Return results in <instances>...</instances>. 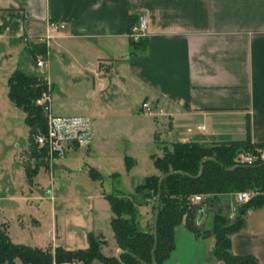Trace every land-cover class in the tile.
<instances>
[{
    "label": "crops",
    "instance_id": "crops-1",
    "mask_svg": "<svg viewBox=\"0 0 264 264\" xmlns=\"http://www.w3.org/2000/svg\"><path fill=\"white\" fill-rule=\"evenodd\" d=\"M140 15L147 18L141 37L146 45L132 52L127 34ZM50 21L65 27L46 42ZM16 43L27 54L28 45L44 43L42 55L47 56L54 46L63 59L68 58L69 65L62 67L71 78L65 85L50 81L51 111L58 116L88 117L98 138L104 124H115L119 135L143 139L150 147L154 144L157 156L162 154L158 144L211 146L241 141L247 127L252 144L264 143V0H0V57L12 56L11 45ZM98 62L107 70L101 81L89 71ZM10 68L0 72V79L6 76L0 98V118L6 125L14 124L13 116L10 121L7 118L18 109L7 95V79L16 70ZM72 90L79 101L68 108L65 101ZM142 103L149 109L142 108ZM74 109L85 115H68ZM27 148L28 144L17 160L11 156L15 173L26 175L25 166H37L34 174L43 166L49 171L46 161L37 165L31 154L25 157ZM93 164L78 160L76 167L88 175L92 168L103 177L98 171L102 166ZM56 167L74 171L62 162H54L51 170ZM89 177L88 183H72L71 191L55 185L33 192L29 180L26 193L1 191L0 203L9 202V206L8 213H0V226L10 241L75 251L87 248V235L92 233L106 241L100 248L103 255L116 256L120 250L110 226L113 213L105 198L113 193L105 191L102 178ZM115 177L114 194L127 195L147 176H132L127 190ZM236 193L208 196L195 209L198 227L211 228L217 207L236 211L240 205ZM213 246L212 236L197 238L179 224L174 228V250L164 264H224L212 257ZM231 247L234 254L252 255L264 264V206L247 211L243 227L231 236ZM14 264L22 262L15 259ZM89 264L102 263L92 259Z\"/></svg>",
    "mask_w": 264,
    "mask_h": 264
},
{
    "label": "trees",
    "instance_id": "trees-1",
    "mask_svg": "<svg viewBox=\"0 0 264 264\" xmlns=\"http://www.w3.org/2000/svg\"><path fill=\"white\" fill-rule=\"evenodd\" d=\"M132 52L143 50L146 41L139 38L129 42ZM28 55L33 60L36 55L46 51L44 43L27 46ZM42 77L28 75L16 69L7 79L8 98L24 114L28 127L29 148L37 165L44 163V154L40 153L33 142V135L45 129V118L41 109L35 104L42 88ZM244 140L207 146L196 142H175L162 149L161 156L153 154L152 162L159 175H150L136 185L130 194H107L113 216L110 226L118 249L120 260L116 256H105L101 246L105 244L102 236L88 233V246L83 250L69 251L61 247L54 249L32 248L13 244L0 226V264H14L19 259L22 264H62L76 262L89 264L98 259L102 264H152L151 250L154 245V215L158 201L156 218L155 264H164L174 250V228L184 224L195 237L212 236L214 246L212 257L224 264H260L252 255H236L232 252L231 236L240 230L245 222L248 210L264 206V162L254 164H237L235 159L241 152L254 153L264 149V143L252 144L249 129ZM157 143V140L154 139ZM202 163V171L200 164ZM36 165V164H35ZM25 166L29 181L37 169ZM234 168L233 170H228ZM89 175L102 178L90 168ZM164 176L160 189L159 179ZM143 191L147 206L151 203L152 219L142 226L134 196ZM248 191L250 199L236 206L234 221H228L220 208L213 212L210 229H200L194 218L193 204L190 197L195 194L217 196L231 192Z\"/></svg>",
    "mask_w": 264,
    "mask_h": 264
},
{
    "label": "rangeland",
    "instance_id": "rangeland-1",
    "mask_svg": "<svg viewBox=\"0 0 264 264\" xmlns=\"http://www.w3.org/2000/svg\"><path fill=\"white\" fill-rule=\"evenodd\" d=\"M11 50L12 56L9 57L7 55L0 57L1 73L4 69L7 70L9 66L11 67L10 69H21L28 75H42L43 77L48 78L51 82H54L56 85L60 83L65 85L67 80L71 78L69 72H65L62 67V65H69L68 58L63 59V54L60 53L54 46H51L48 50L47 56L43 55L44 61L47 64L46 69L43 71H40L35 66L34 60L25 52L22 44H12ZM10 69L8 71H10ZM2 84L4 85L3 88ZM4 87L6 88V76L3 77V79H0V98L4 96ZM77 96L78 94L75 90H72V95L67 96L65 103L68 108H73L72 105L79 101ZM130 98L131 100L135 99L133 94ZM5 111H7V109ZM122 113L123 122H126L128 120L126 110L125 112L123 110ZM73 114L85 115L80 112V109H77L68 115ZM12 116L14 118L13 125L4 124L6 122L0 118V193L3 191L6 194H20L29 191L27 187L29 182L27 183L26 181L28 180L26 179V175L22 174L18 176L17 173H15L14 168L16 165H14V162L11 161V156L14 155L16 160L20 157L23 148H25L29 142V133L27 126L23 121V112L19 108L16 110L14 115H9L7 120L10 121ZM123 126L125 125H122V127ZM115 128V124H104L101 127L103 135H100L98 138L97 128L96 126H93L91 133V138H93L91 139L92 141L89 152L86 151V147L70 149L69 152L65 154L66 157L64 160H54L57 165L62 162L65 166L73 169V172H69L64 167H56L51 170L50 175V172L44 166L40 167L36 174L31 177V185L29 188H31L33 192H40L42 189H49L50 187H54L56 185V187L62 188V190L71 191L69 186L72 183L84 184L90 182L91 179L86 170L77 169L76 163L78 160L88 161L91 164H100L102 169L98 171L103 175L101 179L103 187L107 193L113 194L115 193L114 189L116 187L114 180L115 174L121 182V189L127 190L132 176L136 179H142L144 176H148L151 173L158 171L154 167L151 157L153 155V151L156 149L154 144L150 147L149 143L143 139L130 140L119 135ZM27 149L28 151L25 150V157H28L29 154H31L29 145ZM129 170L132 171L128 173ZM111 173L113 176L110 175ZM95 182L98 183V180H95ZM21 185H23V187H20ZM202 196L203 199L201 201L193 204L194 209L192 211L194 212V218L196 207L200 206L203 202H207L209 199V195ZM231 198L234 203V197ZM8 206L9 202H1L0 213L2 211H4V213H8ZM216 209H214V211ZM220 209L227 217L228 221H234L236 217L235 209L234 211L230 208ZM138 212L142 226H145V224L151 221V203L147 205V208L145 209L139 208ZM211 216L212 215L209 213L208 221L211 220Z\"/></svg>",
    "mask_w": 264,
    "mask_h": 264
},
{
    "label": "built area",
    "instance_id": "built-area-1",
    "mask_svg": "<svg viewBox=\"0 0 264 264\" xmlns=\"http://www.w3.org/2000/svg\"><path fill=\"white\" fill-rule=\"evenodd\" d=\"M147 18L140 15L135 24L131 25L127 36L136 41L146 33ZM65 24L62 22H48V32L46 42L52 35L63 29ZM35 66L43 71L47 64L43 55L38 54L34 59ZM90 73L96 80L101 81L106 74V67L101 62L92 65L89 68ZM42 77V88L39 96L35 100V104L41 109L45 118V129L38 130L33 135V142L40 153L44 154V160L47 162L49 172L53 167L55 159L63 158L65 154L73 147H87L91 140V122L86 116H58L51 111V83L48 78ZM142 108L149 109L147 103L141 104ZM237 164L251 165L255 162H264V149H256L254 153L241 152L235 159ZM252 193L248 191H239L236 193V199L239 204L246 203ZM202 195L195 194L190 197L193 204L202 199Z\"/></svg>",
    "mask_w": 264,
    "mask_h": 264
},
{
    "label": "water",
    "instance_id": "water-1",
    "mask_svg": "<svg viewBox=\"0 0 264 264\" xmlns=\"http://www.w3.org/2000/svg\"><path fill=\"white\" fill-rule=\"evenodd\" d=\"M202 163L200 164V171H202ZM234 168H230L228 170H233ZM164 176H161L160 179H159V186L158 188L160 189V184H161V181L163 179ZM134 203L137 205V206H143L144 203H145V194L143 191H140L138 192L135 196H134V199H133ZM157 210H158V201H157V204H156V210H155V215H154V245H153V248L151 250V259H152V264H155V258H154V250H155V247H156V242H157V238H156V218H157ZM121 253V251H118L117 255H116V258L118 260H120L119 258V254Z\"/></svg>",
    "mask_w": 264,
    "mask_h": 264
}]
</instances>
